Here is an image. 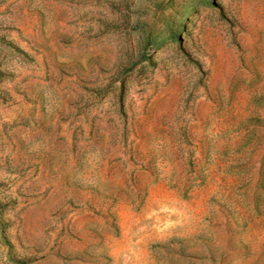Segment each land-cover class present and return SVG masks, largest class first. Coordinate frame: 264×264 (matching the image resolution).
<instances>
[{
  "label": "rangeland",
  "instance_id": "obj_1",
  "mask_svg": "<svg viewBox=\"0 0 264 264\" xmlns=\"http://www.w3.org/2000/svg\"><path fill=\"white\" fill-rule=\"evenodd\" d=\"M0 264H264V0H0Z\"/></svg>",
  "mask_w": 264,
  "mask_h": 264
}]
</instances>
